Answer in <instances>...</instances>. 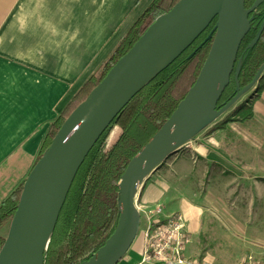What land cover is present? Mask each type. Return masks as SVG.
Segmentation results:
<instances>
[{"label": "crops", "instance_id": "crops-1", "mask_svg": "<svg viewBox=\"0 0 264 264\" xmlns=\"http://www.w3.org/2000/svg\"><path fill=\"white\" fill-rule=\"evenodd\" d=\"M151 1L0 0V203L25 180L50 124ZM251 102L253 122H230L193 139L150 172L135 196L143 228V212L156 205L162 214L155 220L183 216L189 237L184 256L201 264L202 185L208 177L212 185L225 170L243 177L233 166L240 169L245 157L247 185L235 188L262 194L257 202L264 216V90ZM254 139L259 170L251 164ZM143 245L128 247L115 264H140Z\"/></svg>", "mask_w": 264, "mask_h": 264}, {"label": "water", "instance_id": "water-1", "mask_svg": "<svg viewBox=\"0 0 264 264\" xmlns=\"http://www.w3.org/2000/svg\"><path fill=\"white\" fill-rule=\"evenodd\" d=\"M262 3L264 0H255L246 8L245 0H179L169 11L156 18L63 121L49 146L29 171L0 249V264L28 263L45 199L57 170L65 160L41 239L39 257L43 263L58 211L90 149L130 98L174 56L187 49L216 18L211 32V47L193 86L167 121L129 161L117 183L119 216L115 230L103 246L82 264L118 262L139 227L135 196L147 175L192 139L213 113L221 114L233 105L264 70L263 63L253 82L243 90H239L235 77L238 92L222 109H216L230 82L240 44L250 30L249 16ZM263 29L264 22L256 40ZM173 42H178L177 47L165 65L145 83L132 85L134 78Z\"/></svg>", "mask_w": 264, "mask_h": 264}, {"label": "trees", "instance_id": "trees-1", "mask_svg": "<svg viewBox=\"0 0 264 264\" xmlns=\"http://www.w3.org/2000/svg\"><path fill=\"white\" fill-rule=\"evenodd\" d=\"M179 0H152L106 55L92 75L81 85L62 112L50 124L41 143L37 160L51 143L63 121L86 99L115 62L138 40L156 18ZM255 0H245L249 8ZM250 30L242 40L228 86L217 110L222 109L239 90L248 87L264 63V3L249 16ZM215 18L183 52L174 56L119 111L95 142L79 167L58 211L56 222L43 255L42 264H82L113 233L118 221L117 183L133 156L151 139L193 86L212 44ZM252 97L239 99L223 112L207 134L224 129L230 122H253L251 99L264 90V70L252 84ZM114 129L110 138L109 132ZM33 164V165H34ZM20 182L0 203V249L16 211L23 183Z\"/></svg>", "mask_w": 264, "mask_h": 264}, {"label": "rangeland", "instance_id": "rangeland-1", "mask_svg": "<svg viewBox=\"0 0 264 264\" xmlns=\"http://www.w3.org/2000/svg\"><path fill=\"white\" fill-rule=\"evenodd\" d=\"M253 91L254 87L244 90L239 100L244 101L252 97ZM222 116L223 113H213L212 118L194 133L192 139L205 138L208 135L205 132L206 128ZM114 132V129L110 130V138ZM252 141L255 146L251 164L259 170L262 165L259 157H256L261 151L257 145L259 141L257 139ZM238 166L240 169H235L234 166L233 169L238 173L237 175H244L243 177L235 178L230 171L225 170L224 174H221L224 176L220 175L221 181L218 180V175H214L213 185L210 177L202 185L204 212L199 240L202 242V262L205 264H248V261H251V264H264V231H262L264 216L262 207L257 202V198L262 197V194L245 191V187L236 191L235 185H247L245 172L244 174L241 172L247 169L245 157H240ZM159 167L161 164L157 168ZM231 168L228 169L232 170ZM250 182L249 185L252 184L251 180ZM261 182L262 179H259V185ZM142 230L143 227L140 225L129 248L139 249L143 245ZM237 231L240 233L239 236Z\"/></svg>", "mask_w": 264, "mask_h": 264}, {"label": "built area", "instance_id": "built-area-1", "mask_svg": "<svg viewBox=\"0 0 264 264\" xmlns=\"http://www.w3.org/2000/svg\"><path fill=\"white\" fill-rule=\"evenodd\" d=\"M192 140L186 141L179 149L186 148ZM137 211L139 212L138 209ZM143 214L146 225L142 230L144 245L140 264H201L184 256L189 237L181 214L176 213L155 220L157 215L162 214L160 205L147 209ZM248 264H251V261H248Z\"/></svg>", "mask_w": 264, "mask_h": 264}, {"label": "bare ground", "instance_id": "bare-ground-1", "mask_svg": "<svg viewBox=\"0 0 264 264\" xmlns=\"http://www.w3.org/2000/svg\"><path fill=\"white\" fill-rule=\"evenodd\" d=\"M178 42H173L164 48L133 80L132 85L138 86L149 80L157 71H159L165 63L169 60L177 47ZM65 160L57 170L51 188L48 191L47 197L44 202L42 213L36 227L35 240L32 246L31 257L27 264H41L39 252L41 249L42 235L46 229V223L50 215L53 203L56 198L58 185L60 183L61 174Z\"/></svg>", "mask_w": 264, "mask_h": 264}]
</instances>
